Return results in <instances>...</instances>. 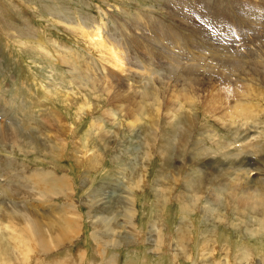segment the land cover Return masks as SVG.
<instances>
[{"label": "rangeland", "instance_id": "obj_1", "mask_svg": "<svg viewBox=\"0 0 264 264\" xmlns=\"http://www.w3.org/2000/svg\"><path fill=\"white\" fill-rule=\"evenodd\" d=\"M4 262L264 264V0H0Z\"/></svg>", "mask_w": 264, "mask_h": 264}, {"label": "bare ground", "instance_id": "obj_2", "mask_svg": "<svg viewBox=\"0 0 264 264\" xmlns=\"http://www.w3.org/2000/svg\"><path fill=\"white\" fill-rule=\"evenodd\" d=\"M230 2H231V0H229ZM234 3V2H233ZM230 5V4H229ZM243 9V8H242ZM247 12V11H246ZM176 15V14H175ZM187 16V15H186ZM262 17V14L259 16V18H261ZM187 19H188V17H187ZM196 19V18H195ZM192 20H193V17H192ZM200 24V23H199ZM172 26V25H171ZM200 26V25H199ZM193 27V26H192ZM183 28V27H182ZM185 28H187V27H185ZM195 28V27H194ZM202 28V27H201ZM191 29H193V28H191ZM171 29H169L167 32H169ZM185 30V29H184ZM183 30V31H184ZM177 31V30H176ZM175 31V32H176ZM183 31H181L180 30V33L177 35V41H178V39L179 38H181L182 40L183 39H185V37H187V36H184V32ZM202 31V30H201ZM174 31H173V34L175 33ZM177 33V32H176ZM190 34V33H189ZM199 34H201L200 32H199ZM164 35H168V34H165L164 33ZM207 36V35H206ZM169 37V36H168ZM189 37V36H188ZM191 37H193V36H191ZM166 38V37H165ZM170 40H171V38H169ZM174 40H175V38H173ZM189 39H190V37H189ZM187 40V39H186ZM164 41V39H162V42ZM179 42V41H178ZM195 42V41H194ZM180 43V42H179ZM183 43H185V42H183ZM166 45V44H165ZM165 48H166V46H165ZM188 48V47H187ZM186 49V48H185ZM188 51V50H187ZM182 53V52H181ZM165 54V53H164ZM183 54H185V53H183ZM173 55V54H172ZM175 55H177L176 53L174 54V56ZM187 55V54H186ZM167 56V55H166ZM176 60H177V58H176ZM176 60H175V62H176ZM172 61H173V59H172ZM181 60H178V62L177 63H179ZM188 60H186V62H187ZM176 63V64H177ZM227 63H228V65H231V66H234V67H236V66H238L239 65V62L236 60V59H231V60H229V61H227ZM258 63H262L261 61H258ZM263 65V64H262ZM194 66H196V65H192V68L194 67ZM170 67V66H169ZM172 67V66H171ZM170 67V69H163L165 72H166V74L168 75H170V77L171 78H173V80H174V82H176L177 81V76L179 77V75H177L176 76V71H178V70H175V69H173V67L171 68ZM175 67V66H174ZM198 67H200L199 65H198ZM209 67V66H208ZM195 69V68H194ZM211 69V68H210ZM197 70V69H196ZM195 70V71H196ZM155 71V70H154ZM203 71H204V69L202 70V73H203ZM196 72H198V71H196ZM155 73V72H154ZM208 73V72H207ZM178 74H180V73H178ZM180 75H182V74H180ZM169 77V78H170ZM179 79V78H178ZM143 80V79H142ZM145 80V79H144ZM146 81L147 82H142L141 81V83H144V85H143V87L144 88H146V87H148L149 85H150V82H151V79H146ZM137 82V81H136ZM177 94V93H176ZM182 94V93H181ZM184 94V93H183ZM180 95V94H179ZM177 96V98H178V94L176 95ZM187 96V95H186ZM196 97V96H195ZM186 98V97H185ZM157 103V102H156ZM176 103V102H175ZM138 104V103H137ZM179 105H180V107H179V111L175 114V115H173V117L174 116H176L177 114H179L180 112H181V110L183 109V107H184V105H182L180 102H179ZM255 107L256 106H253V103L252 102H246V101H243V100H241V99H238V100H236V103H235V105H233V108H231V110L233 109V112H234V114L236 115V117H241V118H243L244 116L246 117V118H250L251 117V115H252V113L253 112H255ZM144 108H145V106H139L137 109L138 110H141V113L143 112V110H144ZM230 110V111H231ZM137 111V110H136ZM229 111V112H230ZM230 113H232V111L230 112ZM144 114V113H143ZM182 115V114H181ZM185 115V114H184ZM230 116V115H229ZM233 116V115H232ZM183 116H181V118H182ZM140 120V119H139ZM178 120V119H177ZM132 125H135V124H132ZM158 125H159V123H158ZM247 125V124H246ZM246 129H248L247 131H248V133L249 132H251V131H254V130H252V127H247ZM154 131V130H153ZM173 132V131H172ZM152 136H154V135H152ZM62 180V179H61ZM246 180V179H245ZM244 183H240V184H235L234 186H233V193L232 194H234V196L235 197H237L238 199H241V197H242V199L243 200H246V201H250L251 200V202H250V207L251 208H253L254 206H256V204H257V202H256V195L258 196V197H260L261 195H260V193H258V190L255 188H253V186L251 187V188H249V186L248 185H243ZM249 184V183H248ZM238 192V194H236ZM215 195V194H214ZM213 195V196H214ZM216 196V195H215ZM261 198V197H260ZM258 202H259V200H258ZM68 210V209H67ZM132 217V216H131ZM71 219H73L72 217L70 218V220ZM75 219V218H74ZM224 220V219H223ZM65 221V220H64ZM67 221H69V220H67ZM33 222H34V220H33ZM73 222V221H72ZM71 222V223H72ZM78 222V221H77ZM80 222V221H79ZM75 223V222H74ZM63 226H65L64 227V230H66V232H68V233H70V231H72V229L74 228V226H79L77 223H75V224H72V225H68V224H66V225H64L63 224ZM62 226V227H63ZM108 226V225H107ZM133 226H134V228L136 229V225L133 223ZM60 227V226H59ZM8 228V227H7ZM77 228V227H76ZM22 229V228H21ZM213 229V228H212ZM216 229V228H215ZM32 230H33V235L36 237V236H40L42 233H41V231L39 230V228H38V225H36V223H32ZM194 230V229H193ZM12 231H13V233H12V235H11V237L13 238V241H16V242H18V245L21 247V249H22V251H23V253H21V254H23L24 255V257H26V258H28L29 257V253L31 252V248H30V246H29V244H28V240L26 239V238H24L23 236H25V233L24 234H22L23 232L20 230V228H17L16 226H14V227H12ZM208 232V231H207ZM210 232V234H211V231H209ZM203 233V232H202ZM214 233H217V231H215ZM93 235H94V237H97L98 235H97V233L96 232H93L92 233ZM209 234V233H208ZM108 235V234H107ZM191 235V234H190ZM189 235V236H190ZM204 236V235H203ZM206 236V238L205 239H207L208 241H209V239L207 238L208 236H207V234L205 235ZM26 237V236H25ZM32 237V236H31ZM63 237V236H62ZM210 237V236H209ZM220 237V236H219ZM37 238V237H36ZM43 238V237H42ZM42 238H38V239H40L39 241H37L38 243L41 241V243H43V239ZM215 238V237H214ZM37 239V240H38ZM181 239V238H180ZM211 239V238H210ZM206 240V241H207ZM180 241V240H179ZM178 241V242H179ZM181 241H183V239H181ZM207 241V242H208ZM204 244V243H203ZM108 245V244H107ZM180 245V244H179ZM178 245V246H179ZM204 245H206V244H204ZM182 246V247H181ZM181 248L184 250L185 249V246L183 245V244H181ZM205 247V246H204ZM19 248V247H18ZM20 249V248H19ZM178 249V248H177ZM180 249V248H179ZM242 249L243 248H240V249H238L239 251H240V253H239V256L240 255H243L247 250H246V248L244 247V249H243V251H242ZM188 249H186V251H187ZM177 251V250H176ZM185 251V250H184ZM186 251H185V253H186ZM242 252H244V253H242ZM249 252V251H248ZM180 253V252H179ZM216 253V252H215ZM176 254V253H175ZM189 254V253H188ZM189 256V255H188ZM244 256V255H243ZM30 258V257H29ZM240 259H245V258H243V257H239ZM238 258V259H239ZM18 259H19V257H18ZM27 260V259H26ZM221 263V262H220ZM220 263H218V264H220ZM3 264H8V263H6V262H4ZM56 264H59V263H56ZM221 264H226V262L225 263H221Z\"/></svg>", "mask_w": 264, "mask_h": 264}]
</instances>
